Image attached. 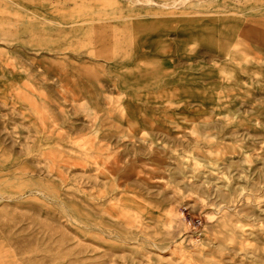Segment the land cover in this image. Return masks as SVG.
Instances as JSON below:
<instances>
[{
  "label": "rangeland",
  "instance_id": "1",
  "mask_svg": "<svg viewBox=\"0 0 264 264\" xmlns=\"http://www.w3.org/2000/svg\"><path fill=\"white\" fill-rule=\"evenodd\" d=\"M0 264H264V0H0Z\"/></svg>",
  "mask_w": 264,
  "mask_h": 264
},
{
  "label": "built area",
  "instance_id": "2",
  "mask_svg": "<svg viewBox=\"0 0 264 264\" xmlns=\"http://www.w3.org/2000/svg\"><path fill=\"white\" fill-rule=\"evenodd\" d=\"M182 219L184 220V222H186L187 225L193 227L195 229L196 235H201V219L198 217H189L187 216L184 211L182 212ZM194 232V233H195Z\"/></svg>",
  "mask_w": 264,
  "mask_h": 264
}]
</instances>
